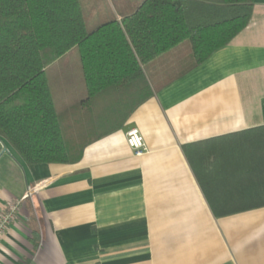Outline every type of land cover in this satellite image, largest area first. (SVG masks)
<instances>
[{
  "label": "crops",
  "instance_id": "crops-1",
  "mask_svg": "<svg viewBox=\"0 0 264 264\" xmlns=\"http://www.w3.org/2000/svg\"><path fill=\"white\" fill-rule=\"evenodd\" d=\"M143 1L80 0L89 30ZM72 51L46 69L58 111L87 96ZM143 69L146 82L94 102L90 135L100 137L76 162L28 164L0 136V214L22 199L0 264H264V206L216 216L185 152L264 125V0L200 64L183 42ZM131 128L141 155L127 144Z\"/></svg>",
  "mask_w": 264,
  "mask_h": 264
},
{
  "label": "trees",
  "instance_id": "trees-1",
  "mask_svg": "<svg viewBox=\"0 0 264 264\" xmlns=\"http://www.w3.org/2000/svg\"><path fill=\"white\" fill-rule=\"evenodd\" d=\"M253 6L144 0L89 30L80 0H0V136L28 164L78 161L100 137L90 135L96 100L146 82L144 65L183 42L193 66L200 64L247 26ZM75 46L87 96L58 111L46 69ZM185 152L216 216L264 206V125L185 145Z\"/></svg>",
  "mask_w": 264,
  "mask_h": 264
},
{
  "label": "built area",
  "instance_id": "built-area-1",
  "mask_svg": "<svg viewBox=\"0 0 264 264\" xmlns=\"http://www.w3.org/2000/svg\"><path fill=\"white\" fill-rule=\"evenodd\" d=\"M126 141L136 155L146 151L144 137L138 128H131L126 134ZM22 199L9 202L7 208L0 214V238L4 235L10 223H12L21 208Z\"/></svg>",
  "mask_w": 264,
  "mask_h": 264
},
{
  "label": "rangeland",
  "instance_id": "rangeland-1",
  "mask_svg": "<svg viewBox=\"0 0 264 264\" xmlns=\"http://www.w3.org/2000/svg\"><path fill=\"white\" fill-rule=\"evenodd\" d=\"M72 56L70 57V59L74 62V64H75V61H76V59H77V57L79 58V60L81 61V55H80V50H79V48L77 47V46H75V47H73L72 48Z\"/></svg>",
  "mask_w": 264,
  "mask_h": 264
}]
</instances>
